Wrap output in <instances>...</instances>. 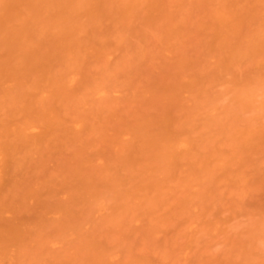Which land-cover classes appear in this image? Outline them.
<instances>
[{"label": "rangeland", "instance_id": "obj_1", "mask_svg": "<svg viewBox=\"0 0 264 264\" xmlns=\"http://www.w3.org/2000/svg\"><path fill=\"white\" fill-rule=\"evenodd\" d=\"M220 1L223 4L225 2V0H161L159 1L161 5L158 6V9L151 10L150 13L144 9L136 18L119 24H114L111 17L107 18L105 16L100 28L93 30L89 28L88 34H85L86 42H90L89 39H91L92 42L97 44V47L102 46L105 55L92 59L80 58L79 61L74 62L76 64V68H74L76 83L75 86L74 83L72 84L74 89H71L70 97L72 99L78 97L79 99L83 95H86L82 102H85V104L80 105L74 100L70 101L64 115L65 118L66 116L84 118L86 120L85 127L79 131L77 129L80 127H76L78 131L76 134L78 135L79 133L81 141L85 143L88 141L97 142L96 146L103 149L105 145L103 144L104 136H109L108 140L110 141L111 139L110 142L113 145L116 137L120 136L119 133L122 131L123 126L136 123L141 115H160L163 108L167 105L174 108V115L180 118L187 114L192 105V109L197 105L200 111L194 116V137L199 138L202 135H207L210 141L207 145L196 149L190 161L193 164L205 161V158L212 156L213 148L218 150L219 154L222 155V159L219 160L220 162L213 163V179L211 178L210 181L208 176L209 180L206 181L205 179L203 180V177H195L193 181H190V169L187 166L188 161L185 165L177 166L174 178L166 182L161 196L149 199L151 204L146 199L145 193V197L141 193L135 200L131 201V205L127 206H123L118 202L110 206L107 199H104L98 205L96 204L97 207H94L97 208V211L94 210L93 219L89 215L88 218L90 220L87 219V221L86 212L87 214L88 212L89 214L92 213L93 204L88 201L77 202L75 197L73 198L74 195H66L68 192L74 194L73 184L69 180L71 179L69 175L60 171L61 167L71 162L70 160L74 155L73 153H75L76 145L80 141V138L74 134L75 138L78 137V140L75 139V142L73 138L70 142L73 141L72 143H76V145H64L62 148H60L61 146L59 148L55 146V150L50 153L52 155L48 156L49 159L47 157L43 158L45 161L40 160L42 158L40 155L36 157L38 154H34L32 161L37 158L35 160L36 165L31 162L29 169L26 170L24 176L22 175L23 181L21 184L25 185L21 188L22 196L30 194L29 190L27 194L25 193V188H28L29 184L30 187L28 189L31 190L32 194H35L34 189L37 193V189L42 188L44 185L43 189H41V195L39 189L40 197L37 194L34 196H36V200L39 198L42 200L40 201L39 199V202L35 204L39 205L42 202L40 208L43 204V208L45 206V209H42L43 211L40 210L35 204H32V201L34 202L35 200L23 196V198L25 197V204L22 203V208L25 206L26 209L21 208V211L18 207L19 211L16 208L17 211L15 212L14 206L13 211L16 216L15 218L19 216L18 219H26L29 223L25 224L24 222L25 226L23 223V225L21 223L18 224L21 225L18 226L21 230H24L25 227L30 229V236L28 235V238L24 233L26 239H28L27 244H29V247L32 239L33 245L31 247L40 246L38 243L37 245L35 244L36 246L34 245V241L38 240L39 237L36 238L35 232L37 231H33V224H35L38 215L41 217L44 212L45 215L42 218L47 215L45 220L51 215H53L51 216L53 220L58 216L56 222L54 221L55 227L53 222L50 223V218L48 219V223L51 225L42 222L48 227V231L43 227L46 233L54 231V233H51L52 237L49 234L50 239L48 240L57 236L55 234H57L58 230L56 233L55 230L58 229V226H61V230L59 231L61 232V236L58 234V238L60 236V239H63L65 243L61 242L63 240L60 241L58 239L57 241L54 239L52 243L51 240V244L49 243L48 246L45 244L46 248L42 249V251L39 250L43 255L38 250V254L37 252L35 253L33 247V251L30 252L31 256L30 253L26 255L27 251L26 249L24 251L23 247L22 252L25 255L23 254V258L22 256L19 258L18 255L16 256V253L13 256L11 254L14 253L11 252L14 240L11 244L9 243L10 241H7L12 247L9 244H5V247L7 246L8 248L9 246L11 251L9 253L7 248H0V251H4L1 253L4 259L0 255V264H44L46 263L45 259L50 264V259L51 262L53 261V255H56L54 260L57 258L59 260V262L54 261L53 264H57V262L58 264H74L76 263L75 257H72L75 256L73 255L74 250L70 247L72 246L76 252L77 247L75 246L78 245V248L82 247L83 252L86 253L84 248L88 249L87 247L93 246L92 243L95 242V246L97 244L100 246L102 243L103 248H107L109 252L105 254V249L102 250L103 248L100 247L105 256L102 254V256L98 255L96 257L97 252L95 253L96 249L94 250L93 248V251L89 250V252L91 251L90 254L87 252L91 261L88 257H84L83 253L81 254L82 251H79L80 253L77 254L80 258L76 256V259L80 260V262H83V258L84 260L88 259L89 263L86 261V264H93L94 259L99 260L98 262L95 261V264H102L100 258L102 260H104L103 258H108V264H264V137H262V140L253 137L249 145L243 144L241 139V132L246 129H253L257 133L264 134V109L259 108L260 103L264 101V89L257 96L256 105L253 109H243L236 101L235 91L241 81L240 79H242V83L240 84H244L246 81L249 84L250 81L253 83L261 76L264 78V63L260 60L258 62L246 60L240 63L238 67H235V70L233 69L232 71L231 69V72H225L221 75H217L216 72L219 66L217 63L221 61L220 50L224 53L229 47H235L236 45L243 46L246 43L245 39L246 41L248 40L246 38L247 35L250 34L249 36H252L264 24V0H242V2L239 0L240 4H238L237 11H239L242 18L244 17L241 20L243 25L240 23L243 27L239 34L236 31L235 33H231V36L229 35L225 38V42L223 38H220L219 35L217 36L218 32L214 28L215 10ZM112 10L115 9L111 8ZM238 28L240 29L241 27L238 26ZM238 28H236L237 32L239 31ZM99 39H102V42H99ZM237 40L240 41L241 45L237 44ZM228 41L231 42L230 45H228L230 43ZM242 41L244 42L242 43ZM219 47L220 49L218 50ZM65 66L66 64L57 63L55 69L59 73L65 72ZM186 76L199 79V84L194 91L195 95L191 96L193 99H190V96L188 98V93L183 90L184 97L181 93V96L174 99V102L164 100L162 97L163 90L185 84L186 80L182 79ZM86 81H89L90 86L87 90L83 91L84 85L81 87L78 84L79 82L84 84ZM207 122L210 124L207 125V130H204L203 127ZM35 131L37 133L38 129ZM124 136H126L125 132L121 134L123 140L126 138H130L131 140V136L127 135L126 138ZM108 148L107 146L106 149L108 150ZM92 149L95 151L94 148ZM108 151H102V154L99 152L100 157L96 158L99 156H97L98 150L96 148V153L92 152V155L94 153L93 157H95V160L94 158L92 159L94 161L92 164L108 163V160H102L103 155L106 152V157L107 153H109ZM111 153L113 154V152ZM88 156L89 151L87 158L90 157ZM214 157L212 156L208 161L211 162L215 159ZM111 163L113 165V161ZM14 172L16 173V171ZM51 174L55 175L56 179L60 177L58 183V179L57 181L56 179L54 180L52 175V178L44 181L41 180L43 182L40 181L41 183L36 184V181L39 182V178L42 179V176H45L44 178L46 179ZM12 175L10 173L8 178L9 176L10 178L15 176ZM159 175L158 173L156 176L159 179L162 178V175ZM4 176L0 174V180H4L7 183L8 179ZM10 178L9 185L11 186L12 182L15 183L14 178L16 180V177L12 181H10ZM198 179H201V181ZM19 180L20 177L16 183L19 184ZM63 180H66L67 182L64 181L66 182L65 184L69 183L67 186H72V188L68 187L66 189L64 187L66 191H63L61 184L62 189H60L59 183H62ZM53 183L59 185L60 188ZM201 183H205L206 185ZM46 185L49 189L46 188ZM21 186L18 185L19 188ZM51 186H55L56 189L61 190L55 197L52 193L56 189L53 188L54 190L52 189V191ZM7 187L4 191H8ZM14 187L15 190L19 189L16 186ZM22 190L25 192L23 193ZM63 192H65L67 197ZM18 193L19 195L16 194L13 197L9 196V194L5 195V197L8 196L9 198L7 199L8 202L9 200H12L14 203V200L18 201L16 207L20 203L17 200L20 199V192ZM48 193L52 196L48 195ZM60 194L63 197L61 199H63L64 210H72L71 212H75L74 215L71 212L66 213V218H64L63 214L65 213L59 210L60 207L58 209L59 212L57 211V207L55 206H60L57 203L60 200ZM2 195L4 196V194ZM70 196L71 199H75V203L73 201V207L76 206L75 208H72V203L66 204ZM64 197L67 199L66 201ZM138 198L139 200H137ZM5 201H1V203L4 202V207L7 205V201L6 204ZM88 203L90 204L89 206ZM82 204L86 208L80 207ZM116 205H120L123 214L119 210L120 208H116L114 214H118L119 212V214L124 215L123 217L118 214V217L120 216L118 218L117 214H112L113 211H111L110 207L113 209ZM11 206H6L5 209L11 211L9 210V208L13 209V206ZM76 208L78 210L81 208V210L78 212ZM46 210L50 213H46ZM82 210L85 213H82ZM37 211L38 213H41V211L43 213L37 214ZM13 213L5 211L4 214H0V218L2 219L3 215L9 218V215L12 216ZM102 214V218L105 217V219L103 218V223L100 220ZM111 214L112 216H110ZM54 215H56L55 218ZM126 215L128 216L125 217ZM108 216L112 220H109L110 217ZM76 217H79V220L78 218L77 220L80 225L87 222L93 226L91 225L90 227L88 224H85V226L82 225L83 227H81L83 230H79L80 226L76 225L77 223H75V226H72L74 223L71 220H76ZM97 217L99 224L103 225L100 226L97 222L95 226L94 223L97 221ZM7 218H4V221H2L5 225H12V219L10 220L9 218L8 222L10 223L8 224ZM20 219L18 221H21ZM94 219L96 220L93 221ZM31 220L34 221L31 222ZM65 220L69 222H65ZM106 220H109V223L108 221L104 223ZM113 220L114 223H110ZM58 221L63 225L57 224L59 223ZM14 222L16 225L17 221L14 220ZM36 223H38V229L43 226L38 221ZM30 224L33 228L30 227ZM65 226L68 227H66L67 231L66 228H62ZM84 228L88 229L89 242L83 238L84 235L82 236L85 231ZM77 230L79 232L76 233L79 234H75ZM91 230L95 231L94 236H92L93 232ZM63 231H66L67 234H62ZM27 232L29 231L27 230ZM95 233L98 234V237L97 235L95 236ZM84 234L87 236V233ZM25 235L23 236L25 237ZM49 236L46 237L44 242L47 241ZM29 237L31 238L30 242ZM83 240L84 242H82ZM58 241L60 243H57ZM17 242L18 240L14 243V246ZM41 246L44 247L43 244ZM66 247L70 249L66 251ZM17 248L20 249L16 245L14 250ZM27 250L28 252L30 251L29 248ZM32 252H34L33 255ZM64 252H66L65 255ZM67 253L69 254L66 255ZM98 253L100 254L99 251ZM4 254L6 255L5 257ZM93 254L94 257H92ZM34 255H36L35 258L37 260L40 256L43 259L41 258L39 262H35L36 259L34 258V261H32ZM106 259L103 261V264H106ZM78 260L77 263L79 262ZM117 260L118 263H116Z\"/></svg>", "mask_w": 264, "mask_h": 264}, {"label": "bare ground", "instance_id": "obj_2", "mask_svg": "<svg viewBox=\"0 0 264 264\" xmlns=\"http://www.w3.org/2000/svg\"><path fill=\"white\" fill-rule=\"evenodd\" d=\"M159 1L161 0H0V174L1 176L2 175L4 176L5 174L4 177L8 179L7 183H5L4 180H0V188L2 191V193L0 191L1 193L0 200L7 201V199L9 198L8 196L5 197V195L9 194V196L13 197L16 194L19 195L18 192H20V199H17L20 201V203L17 207L16 205L18 204V201L16 202V200H14L15 203L12 200L11 201L9 200V202L7 201L6 206L8 207L11 205L13 206V209L9 208V210L11 211L6 210L5 209L6 206L5 207L3 206L4 202L1 203L0 201V205L3 206V209L2 206H0V214H4L5 211L9 213H13L14 206H15V212L17 211L16 208L18 209L19 207V209H21L22 203L25 204V197L28 199L35 200L34 202L32 201V204L39 202V199L40 201H42L41 198L36 200L35 199L36 196L34 195L36 194L39 195V189L41 195L42 194L41 189H43L44 185L42 188L37 189V193L36 190L34 189L35 194H32L31 190L28 189L30 187L29 184L28 188H25L26 192L23 190L22 192L23 193L25 192L27 194V191L29 190L30 194L23 195L25 196L24 198L21 194V188L25 186L22 185L23 183L21 184V182L23 181L24 173L26 172V170L29 169L30 163L32 162V164L33 163L35 164V160L37 159L36 157L39 155L40 157H42V158L39 157L41 161L44 160L43 158L45 157L48 158L49 155L51 156L52 154L50 153L53 150H55L56 148L55 146H58V148L60 146H61L60 148H62L64 145L74 146L76 145V143L74 144L72 142L73 141L76 142V140H78L77 138L78 137L80 138L79 133L78 135L76 133L80 129L81 130L82 128L84 129L86 120L84 118H77V117H73V118L67 116L66 118L64 117L67 111V106L70 101L74 100L76 101V103H79L80 105L85 104V102L84 103L82 102L84 101L86 95H83L79 99L78 97H74V99L70 97L71 95L70 92L72 91L71 89L72 88L74 89L72 84L74 83L75 86L76 83V80L74 79L76 76V73L74 72V68H76V64L74 62L79 61L80 58L92 59V58L102 57L105 55L102 46L97 47V44L92 42L91 39H89L91 43L86 42L85 34L88 32V29L92 28L93 30L100 28L105 16H107V18L111 17L113 19L114 24L115 23L119 24L136 18V16L140 15L141 11L144 9L150 13L151 10L153 11L158 9V6L161 5ZM240 2H242V0ZM238 4H240L239 0H225L224 4L222 3V1L218 2V7H216L214 28L218 32L217 36L219 35L220 38H223L224 42L226 40L225 38H227L229 35L231 36V33L233 32L235 33L236 31V33L239 34L240 31L242 30L243 22H241V20H243L244 17L242 18L239 11H237ZM111 8L115 10L111 11ZM240 23L242 25H240ZM238 26L241 28L239 29ZM236 28H238L239 30L238 32ZM249 35H247L246 38L248 40L246 41L245 39L246 43L243 46H237V45L235 47L228 46L229 49L227 51H225L226 50L225 49L224 53L220 50L221 61L220 63H217L219 65L216 70L217 75H221L225 72H231L230 71L231 69L232 71L233 69L235 70V67H238L240 63L246 60H249L251 62H258L260 60L264 63V24L258 30H256L252 36ZM231 41L233 42V40ZM99 42H102V39H99ZM237 42H238L237 44L241 45L240 41L237 40ZM243 42L244 41H242V43ZM230 44L231 42L228 43V45ZM226 48H227V44H226ZM219 49L220 47L218 48V50ZM217 53L219 55L218 51ZM217 58L219 60L218 56ZM57 63L66 64L65 72L59 73V71H56L55 68ZM263 68H264V64H263ZM80 79L82 80L81 77ZM182 80H186V83L183 85H178V86H174L173 88L163 90L164 93L162 97L164 100H166L167 102L169 100L174 102V99L180 97L181 93L183 94L184 92L183 90H185L188 93L187 95L188 98L190 96V99H193L191 98V96L195 95L194 91L196 89V86L199 84V79L195 77L193 78L191 76H186ZM240 80H241L240 83H242V79ZM247 82L248 81H246V83L244 82V84H240L239 82H237L239 84L238 87H236L235 89L236 101L242 106L243 109L246 108L253 109L256 105L255 102L257 96H259L261 91L264 89V78L263 76H261L253 83L250 81V83L248 84ZM78 85H80L81 87L82 85H84V87L82 88L84 91L87 90V88H89L90 83L89 81L84 82V84L79 82ZM192 107L188 110L186 115L180 118L174 115V108L168 107L167 105L163 108L160 115L159 114L157 116L150 114L141 115L136 123L134 124L130 123L123 126L122 131L119 133L120 136H118L119 134L117 135L118 137L115 136L116 141L115 143H113V145L112 142H110L111 139L110 141L108 140L109 136H104L103 144L106 145V146L104 145L105 149L96 146L97 142L88 141L87 143H85L84 141H81V138L79 139L82 142V145L80 141L78 142L79 144L77 143L76 150L74 151L75 153H73L74 155L70 160L71 162L65 165L64 167H61L60 171L61 173L69 175V178H71L69 180L73 184L74 194L72 192H68L66 195H72V196L74 195L73 198L75 197L77 202L88 201L93 204L92 213L89 214L88 212L87 214L86 212L87 215L86 220L87 219L90 220L91 217L93 219L92 216L94 215L93 212L94 210L97 211L96 210L97 208L94 207H97L96 204L98 205V203L102 202L104 199H107L110 206L115 205L116 204L115 202H118L123 206L124 205L127 206L131 203L132 200H135L136 197L141 195V193L143 194V197H145L144 196L145 193L148 202L149 199L160 197L163 189L166 186L165 185L166 182L174 178L175 170L177 166L185 165L186 163H188V161L189 163L187 166L190 169V174H189L190 181H193L195 177L196 178L203 177V180L205 179L206 181L209 180L208 176L210 178V181L211 178L213 179L214 177L212 175L213 174L212 168H214L213 163L220 162L219 160L222 159V155L219 154L218 150H216L215 148L212 149V156H215L214 157L215 159L212 160L211 162L208 160L211 159L212 156L210 158L208 157L205 158L204 159L205 161H200L196 163L197 165L191 163L190 161L196 149L207 145L210 141V138L207 135H202L199 138L194 137L195 134V133L193 134V132H195L193 130L194 116L197 115L200 110L197 107V105L194 106L193 109ZM259 108L264 109V101L260 103ZM207 121L209 120L207 119ZM208 124L210 123L209 122H207V124L205 123L206 127L204 125L203 127L204 130L205 129L207 130ZM74 127H75V131H74ZM76 127H80L79 129H77L78 131L76 130ZM37 129L38 131L36 133L35 130ZM124 132L126 134L124 138H126L127 135H129L131 136V140L130 138L128 139L126 138L127 140L126 139L123 140L121 134ZM74 134L75 136L78 137L75 138ZM241 136H242L241 137L242 143L245 145H249L251 144L250 141L252 140L253 137L254 138L257 137V139L260 138V140H262L264 134L257 133L253 129H246L243 130V132H241ZM71 139H73L72 142H70ZM107 146L110 148V149L108 148L109 151L106 149ZM95 147L98 150L97 156L99 155L96 158L100 157L99 152H101V154L102 151L109 152L107 153L106 157H105L106 155L105 152V154L103 155L104 157L102 158V160L103 159L108 160V163L92 164V162H94L92 161V159L94 158L95 160V157H93L94 153L92 155V152L96 153ZM92 148H94L95 151H93ZM88 151L90 156V157L88 156L89 158H87ZM111 152H113V154ZM34 154H38V155H36L35 157L36 159H33L34 161H32V158H34ZM112 161H113V165L111 163ZM139 165L140 167H138ZM14 171H16L18 175H16ZM21 171H23V173H21ZM19 172L21 173V175ZM10 173L13 174L12 176L15 175L14 177H16L15 180L14 177H11L12 178L11 179L9 176L10 181H12L13 178L15 181V183L13 182L11 183V186L9 185V178H8V175H10ZM158 173L162 175V178L159 179V177L156 176ZM52 175L53 174H51L50 177L47 176L46 179L44 178L45 176H42L44 179L39 178L38 179L39 182L36 181V184L41 183L44 180H48V178H52V177L55 180L56 179L54 177L55 175L53 176ZM19 177L20 180L18 184L16 183V181L18 182ZM57 179L56 181L58 183L60 177ZM198 180L201 181V179ZM64 181L66 180H63L62 183H59L60 187L62 184L63 191H66L68 187L72 188V186H67V184L69 183L65 184L67 181L66 182ZM201 184L206 185L205 183H201ZM18 185L19 186L22 185V186L19 188ZM59 185L55 184V186H58V188H60ZM6 186H8L7 187L8 191L5 190L6 191L5 192L4 189H6ZM14 186H16V188H19L20 190L19 189L15 190ZM55 186H51V190L55 188ZM62 187L60 189H62ZM64 187L66 188L65 190ZM46 188L49 189L47 185ZM58 188L57 189L55 188L56 190L53 189L54 193H52V195L54 194V197L55 195L60 193L59 191H61L58 190ZM63 193L65 195V192ZM2 194H4V196ZM49 194L50 193H48V195ZM52 195L50 194V196ZM47 197L48 196L46 191V198ZM59 198L60 200H58L59 202L57 203L60 204V206L58 205L55 207H57L56 208L57 211L60 207L59 210L65 213L63 215L65 216L64 218H66V213L68 214L72 210L71 211H67V209L64 210L63 207L64 203L62 204L63 199H61L63 197H61V194L59 195ZM70 199L71 196L68 202H66V204L72 203V208H75L76 206L73 207V201L75 203V199L74 200L71 199L72 202ZM64 200L66 201L67 199L65 198ZM137 200H139V198ZM41 203L42 202H40L39 205L35 204L37 208H40ZM52 205L51 207H53ZM83 205L84 204H82L80 207L86 208L85 205L84 206ZM89 205L90 204L88 203V206ZM24 208L25 206L22 209ZM116 208L118 209L120 208L119 210L122 211L120 205H116L114 206L113 209L110 207L111 211H113L112 214H114ZM42 209H45V206L43 208V204L40 210ZM80 210L81 208H79V210L76 208V211L79 212ZM42 211L41 213H43ZM41 213H38L37 211V214H41ZM46 213L49 214L50 212L47 211ZM71 213L74 215L75 212H71ZM82 213L85 212H83L82 210ZM103 214L106 215V213L104 212ZM103 214L101 215V219H100L102 221L101 223H103V218L105 219V217L102 218ZM112 214L110 216H112ZM13 215H14L13 217L14 219L12 218ZM13 215L12 216L9 215L10 220L12 219L11 220L12 225H5L3 219L4 218L6 219L7 218L6 216L4 217L3 215L2 219L0 218V243L2 242L0 246L4 245L0 248L3 249L7 248V246L5 247V244L6 245H8L9 243L11 244L13 240H14V242L12 243L13 247L12 245L9 244L10 247H12L13 250L16 245L20 247V249L17 248L14 251L13 250L11 251L10 247L8 246L7 249L9 253L10 251L14 252L11 253L12 256L13 254L16 253V256L18 255L19 258H21L22 256L23 258L24 257L23 256L24 253L22 252L23 247H24L23 250L25 251L26 249L27 251L26 255H28L31 251H33V248L35 249L34 250L35 253L37 252V250L42 251V249L46 248V245L47 246L49 245L51 240L52 243L54 239H56V241L57 239L60 241L63 240L60 239L61 232L59 231L61 230V226L57 225L58 227L57 226L56 227L58 229L56 230L54 228L55 227L54 221L56 222V219L58 217L56 215H54V218L56 216L54 220L53 217H51L53 215L48 217V219L50 218L49 219L50 223L52 222L54 223L53 228L55 230V233L57 230L59 233L57 232V234H55L57 236H55L53 239L51 238V240H48L52 235L51 233H54V231L51 233L47 232L48 234L44 231L43 227H45L46 230L48 229V227L45 226L44 223L49 222L48 219L45 220L46 219L45 217H47V215L44 218H42L45 215L44 212L42 214L43 216L40 215L41 217H39L38 215L37 217L38 220L35 217L36 221L40 222V224L43 225L42 227L38 229V223H36V221H35L36 225L33 224L34 228L30 224V227L33 228V231L34 232L37 231L39 233L38 235V233L35 232L36 238L37 237L39 238L38 240L34 241V245L35 244L37 245L38 243L40 246L38 245L35 246L38 248L40 247V249L38 248L36 249V247L33 246H32L33 248L31 247V245H33L32 243L33 239L31 241L30 240L31 238L29 237V242L31 241L30 242L31 250H30L29 244H27L28 239H26V235L28 238L30 229H27L25 227L24 230H21L18 227L21 226L18 225L19 223L21 224L22 223L24 224V222L25 224H29V223L27 222L26 219L21 220L19 218L22 222L18 221L19 216L15 218L16 217L15 213H13ZM89 215L90 218H88ZM119 215L122 217L124 216L121 214ZM120 216L118 218H120ZM127 216L128 215H126L125 217ZM9 218H7L8 224L10 223L8 222ZM77 218L79 220V217H76V220ZM96 219L97 221L94 223L95 226L99 220L98 217ZM96 219H94L93 221H95ZM14 220L17 221L16 225L15 222L13 223ZM76 220L74 221L71 220L74 223V224L72 223L73 224L72 226H75V223H77L76 225L80 226L79 230L81 229L83 230V228L81 227L85 226V224H88L86 222L85 224L82 223L80 225L78 220L77 222H75ZM109 220H112L111 217ZM109 220H106V222L104 223H107V221L109 223ZM114 220L112 222L110 221V223H114ZM32 221L34 220H31V222ZM65 222H69V221L65 220ZM57 224H60V222ZM48 225L51 224L48 223ZM88 225L91 227L92 224H88ZM98 225H100L99 222ZM66 227L67 226L62 228H66ZM27 230L29 232H27ZM79 230L75 231V234H79L76 233L79 232ZM84 230L86 232L84 231L82 236L84 235L83 238L85 240H88L87 242H89L90 238L88 237L89 234L88 229L86 230L84 228ZM66 231H63L62 234L66 233ZM42 232H44L43 233L44 236L43 235L40 236ZM92 232H93L92 236H94L93 234L95 231ZM84 233H87V236ZM58 234H60L59 238H58ZM23 235H25V237ZM96 235L98 237V234L95 233V236ZM48 236L49 238H47V241L44 242V240H46V237ZM15 239L18 240L17 243H19L20 245L16 243V245L14 246V243L16 242ZM4 240L5 242L3 243ZM41 240L43 243L41 242ZM7 241L10 242L8 243ZM61 242H64V240ZM82 242H84V240ZM21 243L23 245L22 247H21ZM57 243L60 242L58 241ZM41 244H43L44 247L41 246ZM92 245L94 247L86 246L88 249L84 248V250H86V253L83 252L82 247H80L82 250L78 248V245L75 246L78 248V250L76 248V252L75 249L72 248V246L70 247L72 250H74L73 255L75 256H72L73 258L75 257L76 263L74 264H82L83 262L84 264H86L85 262L88 261V259L84 260L83 258V262H80V260L76 259V256L78 257L77 254L80 253L81 251H82L81 254L83 253L84 257L85 256L88 257V253L90 254L91 252V251L89 252V250L91 249L93 251V248L94 250L96 249L95 250V253L97 252V255H95L96 257L98 255L102 256L103 254L102 250L104 249H105V254H107L106 252H109L107 248H103L102 243L100 244V246L98 244L97 246H95L96 242L92 243ZM100 247H102L103 249L101 248L102 249L101 250ZM27 248H29L30 250L29 252ZM70 248L66 247L65 250L67 251V249ZM19 251L20 253H18ZM98 251L100 252V254L98 253ZM3 252L4 251H0V255L2 258H3L2 256L3 254L1 253ZM34 252H32V255ZM41 253L42 252H40V254ZM65 253L66 252H64V255ZM69 253H67L66 255H68ZM94 254L92 255V257H94ZM5 256L6 255L4 254V257ZM53 256L54 258H52L51 256V258L53 259L52 262L51 259L48 257L50 259V264H53L54 261L59 262L58 258L54 260L56 258L55 257L56 255ZM35 257L36 255H34L32 261H34ZM41 258L42 257L40 256L39 259L41 260ZM35 259L37 260V258ZM39 259L37 261L35 260V262H39L40 261ZM67 259L69 260V258ZM100 259L103 264V261H105L106 258H103L104 260H102V258ZM107 259H106V264H108ZM77 260L79 261L78 263ZM89 260L91 261V258H89ZM118 260L116 263H118ZM95 261H97V259L96 260L94 259V262ZM45 262L46 263L44 264H48L46 259ZM94 262L93 264L96 263ZM126 264H130V263H126Z\"/></svg>", "mask_w": 264, "mask_h": 264}]
</instances>
